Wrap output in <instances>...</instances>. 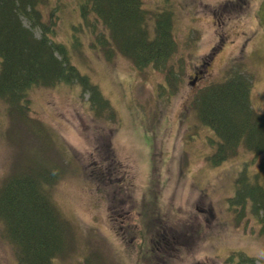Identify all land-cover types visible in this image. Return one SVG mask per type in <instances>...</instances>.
Masks as SVG:
<instances>
[{"label":"rangeland","instance_id":"rangeland-1","mask_svg":"<svg viewBox=\"0 0 264 264\" xmlns=\"http://www.w3.org/2000/svg\"><path fill=\"white\" fill-rule=\"evenodd\" d=\"M229 2L143 0L148 11L160 9L165 4L174 7L173 27L177 50L172 63L180 80L176 94L168 101L159 93L164 91L158 90L164 82L163 72L143 73L135 68L133 72L125 59L118 64L113 61L107 63L96 52L92 57V50L84 35L80 38L81 45L71 46L73 52L84 48L89 50L76 55L72 63L80 73L87 74L98 85L102 95L117 111L119 120L113 143L117 141L114 143L116 156L123 164L125 173L118 169V173L111 175L112 180L104 177L91 179L84 173V165L88 161H84V164L82 153L72 149H80L87 155L90 142L82 147L80 136L91 135L100 124L84 106V103H88V94L82 93L78 97L81 90L79 84L65 82L57 83L54 89L46 88L41 91L42 95L36 91L41 88L36 87L32 91L37 99L33 106L30 104V108L34 110L44 102L45 112L38 116H43V122L53 126H44L46 136H42L43 140L50 141V157L55 162H64L61 161L65 171L57 188L61 191L56 203L57 209L73 226V247L62 253L67 256L71 251L73 254L67 259L68 263L131 264L132 261L127 258L129 255L119 247L114 237L107 235L101 224L105 210L113 204L114 199V203L121 204V210L124 206H133V200L135 202L139 198L141 210L150 215L157 226H164L161 223L164 224L165 217L168 219L174 213V207L178 208L177 215H174L176 217H171L170 221L175 224L178 234H182L179 239L186 242L181 243L185 245L186 252L173 251L175 258H170L172 254L168 252L165 254L167 261L173 264H250L246 261L249 258L255 264H264V237L259 234L260 225L251 220L253 218H250L248 211L243 220L235 222L238 210L229 211L226 201L227 197L234 195V179L243 166L239 167L240 161L251 162V156L242 153L241 157L232 158L218 167L209 165L206 160V139L203 140L205 126L189 111L195 94L199 95L209 83L221 80L227 69L234 67L236 72L251 79L250 101L256 111L264 112V0ZM76 5V0H70L66 10L60 11L64 13V21L71 19ZM220 10L223 12L219 13ZM79 20H76L78 25ZM23 22L30 26L28 21ZM58 25L59 22L57 29ZM82 28L85 30V24H82ZM33 31L37 37L41 36L40 28H33ZM64 31L58 29L54 39L60 41L67 37L68 33ZM204 58L210 59L205 61L195 84L190 85L191 76L201 68ZM100 60L104 61V65L95 64ZM131 105L136 107L137 112L131 111L130 125L134 128L129 126L127 129L125 126L129 122L124 117ZM9 117L8 113L0 115V168L3 169L10 162L22 164L34 158L35 154L39 157V152L44 153L40 139L30 140L23 129L16 130L11 125ZM78 127L82 128L81 134ZM107 138L105 136L103 139ZM108 143L105 141L104 146L99 148L100 155L110 159L109 147L106 149ZM166 162L170 163L165 165ZM76 163L80 171L70 170L69 167L78 168ZM207 165L211 167L210 171L204 169H207ZM252 167L248 165L249 172L253 171ZM120 175H125L126 180L132 182L131 192L123 188L119 191L117 186L114 189L110 185ZM123 212L126 211H120ZM124 215L133 220L132 213ZM117 226H120L119 223ZM117 226L112 227L116 230ZM214 227L216 232L219 230L222 234L218 233L217 242H211L212 248L211 244L205 245L203 242L206 232H214ZM119 231L124 234V231ZM2 249L5 251V248ZM205 249L212 250L208 254L204 252ZM129 251L135 252L134 248H129Z\"/></svg>","mask_w":264,"mask_h":264},{"label":"trees","instance_id":"trees-1","mask_svg":"<svg viewBox=\"0 0 264 264\" xmlns=\"http://www.w3.org/2000/svg\"><path fill=\"white\" fill-rule=\"evenodd\" d=\"M68 2L70 0H0V105H3L0 115L8 113L11 125L16 130L23 129L30 140L40 139L44 150V153L39 152V157L35 154L25 163L10 162L6 168H0V243H5L0 244V264H70L66 258L73 255L62 254L70 245L73 247V240L71 244L67 242L72 225L57 209L56 203L61 191L57 188L65 171L61 161L64 162H55L50 157V141L43 140L42 136H46L44 126H50L43 122V116H38L45 112L44 102L35 108L37 112L30 108L37 99L32 94L36 87L41 88L36 91L42 95L41 91L54 89L59 82L79 84L78 97L88 93V103L84 106H91L88 114L102 124L94 136H89L98 139L97 146H103L102 138L108 132L112 160L116 162L111 141L117 131V111L98 85L77 70L70 57L71 46L82 44L81 35L88 43H93L92 57L96 52L107 63L125 59L133 72V68L161 71L165 74L162 90L168 97L177 92L180 79L171 64L177 50L171 4L150 13L143 0H76L74 14L64 21V13L60 11L66 10ZM23 20L30 26L23 24ZM76 20L80 21L79 25ZM58 22V29L68 33L60 41L53 39ZM81 23L85 24V30ZM36 27L41 30L39 37L33 31ZM95 64L104 65V61ZM226 76L193 97L192 112L216 137L206 139L211 165H222L241 157L242 153L251 156V162L240 161L239 167L243 166L234 179L235 194L226 201L229 211L238 210L235 222L243 220L248 211L251 220L260 225L259 234L264 237V113L251 106V82L240 75ZM133 110L137 112L131 105L125 113L124 118L129 122L125 126L127 129ZM78 130L81 133L82 128ZM95 160L94 168H99L102 164ZM249 164L253 165L252 172L248 171ZM77 167L69 169L79 170ZM119 169L124 170L123 166ZM123 178L125 182L126 176ZM120 229L117 226L116 231L120 233ZM148 232V227H141L133 235L145 240L143 235ZM246 261L254 264L249 258Z\"/></svg>","mask_w":264,"mask_h":264},{"label":"flooded vegetation","instance_id":"flooded-vegetation-1","mask_svg":"<svg viewBox=\"0 0 264 264\" xmlns=\"http://www.w3.org/2000/svg\"><path fill=\"white\" fill-rule=\"evenodd\" d=\"M200 71H201L200 69H199L198 71H195V72H194V75H193V78L198 77V74L201 73Z\"/></svg>","mask_w":264,"mask_h":264}]
</instances>
